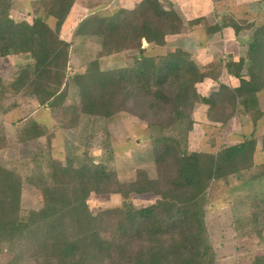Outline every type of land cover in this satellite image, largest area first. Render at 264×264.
<instances>
[{
  "label": "trees",
  "instance_id": "16d2710c",
  "mask_svg": "<svg viewBox=\"0 0 264 264\" xmlns=\"http://www.w3.org/2000/svg\"><path fill=\"white\" fill-rule=\"evenodd\" d=\"M76 1L40 0L45 16L28 21L12 17L13 0H0V56L29 59L0 90L4 86L14 96H33L39 106L55 112L65 128L78 127L83 115L108 119L129 111L150 129L180 124L183 137L153 136L157 175L151 178L138 170L133 182L121 181L116 168L103 162H50L37 177L0 163V252L7 250L6 264H215L206 222L210 188L254 168L258 140L252 132L216 152L190 150L193 112L202 102L198 84L207 78L218 83L207 100L211 121L227 125L244 115L256 126L264 116V21L254 25L226 17L224 25L236 33L254 27L247 55H229L226 62L216 59L203 67L180 48L149 57L143 40L164 46L170 35L205 23L214 34L222 26L204 17L186 22L172 4L141 0L133 9L88 19H100L92 33L102 37L103 56L136 49L132 60L111 70H103L95 60L84 72L71 74L72 44L61 33ZM46 16L55 18L54 26ZM223 74L235 84L221 82ZM71 86L78 98L69 103ZM46 135L48 130L31 120L18 139ZM8 146L0 130V151ZM261 170L264 176V165ZM24 183L40 191L41 208L23 209ZM106 193L121 194V205L92 212L90 196ZM145 193H153L156 200L136 207L130 196ZM251 264H264V256H256Z\"/></svg>",
  "mask_w": 264,
  "mask_h": 264
},
{
  "label": "rangeland",
  "instance_id": "374dc122",
  "mask_svg": "<svg viewBox=\"0 0 264 264\" xmlns=\"http://www.w3.org/2000/svg\"><path fill=\"white\" fill-rule=\"evenodd\" d=\"M110 3V0H77L73 15L82 13V16L71 25L73 17L70 18L61 33V37L72 44L69 64L71 74L84 72L95 60L103 70L120 68L127 65L138 53V50L131 49L107 56L101 54L102 37L92 33L100 19H88L93 16L105 18L114 14L115 5ZM234 10L241 17H246L239 19L246 24L253 18L259 21V24L264 21V4L261 0L215 2L209 21L223 24L222 17H234ZM11 13L16 20L32 21L39 15L45 16L40 0H13ZM46 19L51 26L55 25L54 17L46 16ZM81 20L85 22L80 23ZM232 33L233 30L227 27L222 35L217 33L212 36L205 24L187 34L169 36L164 46L148 44L145 46V54L154 57L180 48L186 50L194 60L204 63L200 64L204 67L212 59L221 58L227 61L233 51L243 55L247 53L248 35L242 36L234 49ZM144 44L145 40L143 46ZM210 46H213V52ZM27 61L29 59L24 55L0 56V84L9 83L18 66ZM222 76L225 79L224 74ZM228 82L232 83L229 80ZM215 88L217 83L214 81L200 87L203 102L207 103L209 94ZM69 92L68 102L71 103L78 98V92L74 86L70 87ZM261 100L264 110V95ZM31 120L43 125L48 130V135L20 141L18 134L25 130ZM200 123L198 131L192 133L193 130L188 136L187 144L190 150L216 152L224 145L240 142L243 136L252 132L257 134V147L261 146L264 119L259 127L254 126L252 120L244 115L236 116L234 122L227 125L220 122ZM182 128V125L177 124L168 129H150L146 122L129 111H120L108 119L83 115L78 127L65 128L56 113L47 107L39 106L33 96L27 93L14 96L4 86L0 90V130L9 142V146L0 151V163L19 170L24 176L37 177L42 172V165L50 162L66 164L71 160L76 165L88 162L110 164L116 168L123 182L135 181L138 170L146 171L153 178L157 175L152 152L153 136L169 135L182 138ZM258 150L254 168L230 177L228 182L216 181L210 188L206 222L215 250V264H251L256 256H264V176L261 170L264 165V150ZM156 198L153 193L130 196L138 208L153 203ZM123 199L118 193L92 194L88 203L91 211L97 212L119 206ZM43 202L40 191L34 185L24 183L23 209L37 210L43 206ZM8 259L7 250H2L0 264H6Z\"/></svg>",
  "mask_w": 264,
  "mask_h": 264
},
{
  "label": "crops",
  "instance_id": "0c3cea01",
  "mask_svg": "<svg viewBox=\"0 0 264 264\" xmlns=\"http://www.w3.org/2000/svg\"><path fill=\"white\" fill-rule=\"evenodd\" d=\"M141 0H110V4H112V5H115L114 6V8L116 9V12L115 13H117L119 10H121V9H133L135 6H136V4L137 3H139ZM164 4H172L173 5V7L176 9V11H178L181 15H182V17L184 18V20L186 21V22H188V21H190V20H192V19H195V18H199V17H204V18H206L207 19V23H209V24H218V23H211L209 20H210V18H209V16H211L212 15V8H213V6H214V4H215V2H225V1H230V0H161ZM262 1V3L264 4V1L263 0H261ZM76 4H77V1H76V3H75V5H74V7H73V9L71 10V12H70V14H69V16H68V18L66 19V21H65V23H64V26H63V29L64 28H66L67 27V22L69 21V19L70 18H72L73 17V20H72V22L70 23V25L73 23V22H75V20H77V18H81V16H82V13H76V14H74L73 15V11H74V9H75V7H76ZM117 7V8H116ZM114 13V14H115ZM114 14H112V15H114ZM232 16V15H231ZM226 17H230V16H223L222 17V19H223V24H218V25H221L222 27H221V29H220V31H218V32H216V33H214V34H212L211 32H210V34H212V36H215L217 33H220V35H222V33H224V31H225V28H227L228 26H226V25H224V19L226 18ZM233 17V16H232ZM236 21H240V22H243V21H241V20H239V19H246V17H241L239 14H237L236 13V11L234 10V17H233ZM80 20V19H79ZM82 21L83 20H81V22L80 23H82ZM245 22V21H244ZM263 22V21H262ZM247 23H249V24H254V25H259V21H257V20H255V18H253L252 19V21H248ZM67 24V25H66ZM206 24V23H205ZM205 24H203L202 26H200V27H197V28H193V29H191V30H189V31H187V33L188 32H190V31H192V30H197V29H200L201 27H203ZM224 26H226V27H224ZM207 27V26H206ZM230 30H233V33L231 34V35H233L234 36V40H232V38H231V36H230V38H231V40L232 41H234V49L236 48V45L238 44V41H239V39L242 37V36H244L245 34L246 35H248V42L251 40V38H252V35H253V32H254V27H249V28H246V29H244L243 31H241L240 33H236V31H235V29L234 28H232V27H228ZM209 29V28H208ZM187 33H185V32H183V33H180V34H174V35H170L171 37L172 36H178V35H184V34H187ZM168 40H169V38H168ZM168 40H167V42H168ZM148 45V43L145 41V44H144V47L145 46H147ZM210 48H211V50H212V52L214 51V49H213V46L211 47L210 46ZM187 50H189V48L187 49ZM184 51H186V50H184ZM247 51H248V49H247ZM213 54V53H212ZM229 55H232L233 57H235V58H239L240 56H246L247 55V53L245 54V55H243V54H238V52L236 53V52H234L233 51V54H229ZM196 57V55H194V58ZM217 59H221V58H217ZM214 60H216V59H212V60H210V62H212V61H214ZM224 62H226L225 61V59H222ZM196 61V60H195ZM199 65L200 64H202V65H204V63H199L198 61H196ZM201 65V66H202ZM222 78H220V81L221 82H228V80L229 81H231L232 82V84L234 85L235 84V80H233V79H229L228 77H226V75H224V78L225 79H227V81L225 80V79H223V76H221ZM212 82V81H214L213 79H211V78H207L204 82H202V83H199L198 84V90H199V92H200V87L201 86H205L208 82ZM215 83H217L216 81H214ZM217 88H218V83H217ZM217 88H215L214 90H216ZM213 90V91H214ZM210 95V94H209ZM264 95V92H262L261 94H260V102H261V105H262V100H261V97ZM207 110H208V103H206V102H200L199 104H197L196 105V107H195V109H194V112H193V118H194V120H195V127H194V132H192V133H196L198 130L197 129H199V127H200V125H201V123L200 122H207V123H213V121H211L210 119H209V117H208V114H207ZM238 116V115H237ZM236 117V116H235ZM235 117L234 118H232L231 119V123H233L234 122V119H235ZM264 119V116L258 121V123H257V127H259V125H260V123L262 122V120ZM191 133V134H192ZM250 134V133H249ZM257 135V134H256ZM264 135V134H263ZM262 135V136H263ZM243 138H244V136H243ZM243 140V139H242ZM242 140H240V141H242ZM261 146H259L258 145V147H257V149H256V153H255V157H256V154H257V152L259 151L258 149H260V150H264L263 148H262V142H261V144H260Z\"/></svg>",
  "mask_w": 264,
  "mask_h": 264
}]
</instances>
